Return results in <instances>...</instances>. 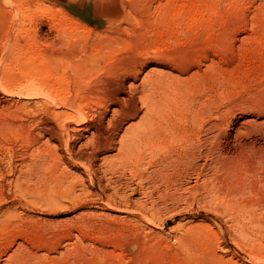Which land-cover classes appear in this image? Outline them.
Wrapping results in <instances>:
<instances>
[{
  "label": "bare ground",
  "instance_id": "6f19581e",
  "mask_svg": "<svg viewBox=\"0 0 264 264\" xmlns=\"http://www.w3.org/2000/svg\"><path fill=\"white\" fill-rule=\"evenodd\" d=\"M67 1L66 6L76 18L64 9H43L44 18L52 21L57 32L52 38L37 37V30L18 27L14 20L19 15L28 16L29 4L27 0H14L16 12L10 9L9 23L23 34L21 38L0 40L3 55H13L5 77L0 78L16 93L10 98L0 90V114L10 118L2 121L0 134L24 147L18 154L10 144L6 153L0 150L5 154L0 161L8 188H14L22 199L36 206H62V199L84 196L85 209L119 215L139 226L152 219L154 209L162 202L161 192L181 197L190 189L204 199L218 195L220 163L215 148L220 139L216 116L220 79L217 81L213 73L218 69L216 62L202 53L203 41V45L198 42L200 50L196 48L202 61L189 66L187 60L195 53H189L192 49L185 37L189 34H182L186 27L199 30L202 22L197 21V14H187L185 20L173 25L170 20L176 13H172L171 6L159 4L154 11L155 2L152 10L150 5L140 8V3L137 10L129 7L136 11L124 26L122 21L128 18L122 17L117 0ZM162 26H169L171 36H165L170 40L173 37L176 48L167 43L165 36L163 40ZM214 51L218 52V47ZM257 114L264 115V103ZM6 137L1 141L7 143ZM192 176L196 180L193 183L201 182L198 189L194 190L195 185L186 187ZM134 195L139 198L133 200ZM49 207L53 206H47L51 211ZM19 211L12 205H2L0 219ZM181 251L185 260L199 259L186 245H181ZM217 254L212 250L207 259L215 261Z\"/></svg>",
  "mask_w": 264,
  "mask_h": 264
},
{
  "label": "rangeland",
  "instance_id": "374dc122",
  "mask_svg": "<svg viewBox=\"0 0 264 264\" xmlns=\"http://www.w3.org/2000/svg\"><path fill=\"white\" fill-rule=\"evenodd\" d=\"M143 1L117 0L122 10V17L128 18L127 22L126 19L122 21L124 26L130 23L131 13L134 9H138L140 3L143 4L139 5L140 8L142 6L147 8L150 5L152 10L156 6L154 11L159 6H171L170 9H173V12L170 11L173 14L176 13L173 17L177 18L176 15H179V19L173 18L177 23L173 20L169 21L173 25H177L182 19L185 20L187 14L194 15L193 17L197 14V21L202 22L199 30L186 27L184 28L186 32L182 34L184 36L189 34L185 36L189 42L187 46L192 49L189 53L192 51L195 53V55H189L190 58L187 60L189 66L202 61L198 55V50H200L198 47L203 41L206 47L202 44L201 47L204 48L202 53L207 54L209 61L216 62L215 69H218L213 73L217 74H214L217 81L220 79V82H217L220 92L218 99H220L216 114L217 121L219 120L218 123H220V139L217 140L218 147L215 148L218 149L220 163L218 164L217 181L220 195L208 196L204 199L196 191L193 194V190L189 191L190 189H187L185 191L187 193L184 192L181 197H171L161 192L159 200L162 202L159 201L160 204H157L154 209L152 219L139 226L127 223V220L119 215L85 209L84 200L87 198L84 196L62 199L60 204L63 202L62 204L64 207L67 205V208H64L62 204V206L58 205L59 203L57 206L54 204L56 208L54 205L37 204L36 206V203L31 205L30 201L29 205L28 200L21 198V193L13 190L14 188H8L5 175L2 174V160L0 161V175L2 174L0 195L4 196L5 200L0 196L2 199L0 207L6 204L12 205L17 208V211L20 210V213L15 212L11 215L9 213L10 216L0 219V255L2 254L0 264H264V115L257 114L264 103V0H168V2L163 0L165 5H161L162 0L161 2L160 0H149L151 3L148 0ZM27 2L29 4L28 16L19 15L20 18L14 21L18 27L21 26L20 28H29V30L32 28L31 32L37 30V37L41 35L53 38L57 34L52 21L49 22L48 17L44 18L43 9L52 6V8L56 7L55 9H64L70 16L75 17L66 6L67 0H27ZM172 4L180 6L176 8V5L174 7ZM14 6H16L14 0H0V40L4 37L21 38L23 34L17 33V29L9 23L10 9L16 12ZM132 6L134 9L129 8ZM182 13H185V17ZM200 19L203 20L200 21ZM43 20L48 21L49 25ZM155 25L156 23L153 24ZM168 28L169 26L161 27V32L164 31V35L161 33L163 40L167 35H169L168 38L171 36ZM171 40L166 41L168 44L171 42L176 45L173 37ZM199 41L201 44L198 43ZM195 44L197 46H194ZM217 47L219 51L215 52ZM1 53L0 51V77L4 78L12 54L9 57V54ZM3 61L5 63L7 61V64ZM2 63L5 65L3 66ZM3 78H0L1 92L5 91L6 97L15 98V91L12 92L7 87ZM2 116L4 115L0 114V125L10 119ZM1 136L0 134V141L6 137ZM9 137H6L7 143L4 139L1 141L4 143V147L0 146V150L4 149L1 152L6 153V147L10 144L11 148H9L18 154V151L24 147L17 144L16 140L13 141L14 139L10 140ZM208 148L207 146L206 149ZM2 153H0L2 155L0 158L5 155ZM189 179L186 187L195 185L194 190L198 189L201 182L193 183L196 182L193 176ZM228 195L229 198H233L229 199ZM138 198V195H134L133 200ZM72 205L75 208L71 207ZM47 206H53V209L49 207L51 210L49 211ZM51 222L55 225L53 226ZM38 224L41 226L39 227ZM181 245H186L199 259L194 262L185 260ZM18 248L22 251L20 252ZM212 250L218 252L215 261L207 259ZM4 259L7 262H4Z\"/></svg>",
  "mask_w": 264,
  "mask_h": 264
}]
</instances>
